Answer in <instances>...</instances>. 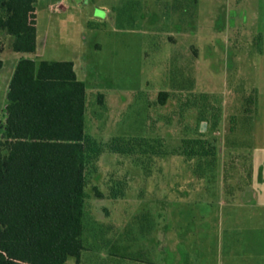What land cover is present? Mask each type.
Instances as JSON below:
<instances>
[{"label": "rangeland", "instance_id": "1", "mask_svg": "<svg viewBox=\"0 0 264 264\" xmlns=\"http://www.w3.org/2000/svg\"><path fill=\"white\" fill-rule=\"evenodd\" d=\"M35 30L33 58L75 64L84 132L103 148L84 251L65 264H243L239 205L264 161V0H37ZM10 42L0 32V136ZM116 137L132 151L111 152Z\"/></svg>", "mask_w": 264, "mask_h": 264}, {"label": "trees", "instance_id": "2", "mask_svg": "<svg viewBox=\"0 0 264 264\" xmlns=\"http://www.w3.org/2000/svg\"><path fill=\"white\" fill-rule=\"evenodd\" d=\"M36 1L0 0V32L11 37L9 50L34 52ZM6 101L0 264H65L70 257L78 262L84 251L86 171L103 152L84 132L85 85L70 61L21 59ZM107 147L113 153L132 151L118 137Z\"/></svg>", "mask_w": 264, "mask_h": 264}, {"label": "crops", "instance_id": "3", "mask_svg": "<svg viewBox=\"0 0 264 264\" xmlns=\"http://www.w3.org/2000/svg\"><path fill=\"white\" fill-rule=\"evenodd\" d=\"M239 1L242 2L243 0H239ZM236 14L238 15V12ZM240 15L241 17L246 19L247 15L245 10H243ZM233 18L235 19L236 16H234ZM233 18L231 19L234 20ZM14 53L16 55L12 60V66L9 75L4 80L5 95L7 93L8 84L13 74L14 68L19 60L31 59L36 63L40 61H48V60H38V58H33L31 56V54L36 53V43H35V50L32 53H21V52H14ZM36 57L39 56L36 55ZM2 66H3V62H2ZM73 68L76 77L78 78L74 63H73ZM6 104L4 106H6ZM257 150H258V154L260 152L264 153V144H258ZM253 182H255V185H252L253 188L251 191V197L247 198L246 200L243 198V201L239 205L240 206L239 210H242L241 213L242 222L240 223L241 226L239 229V234L244 245L243 249H245L246 251L245 255H242V261L243 264H264V161L258 163L257 176ZM245 220L247 221L245 222ZM254 246H256V252L255 250H252V247Z\"/></svg>", "mask_w": 264, "mask_h": 264}]
</instances>
